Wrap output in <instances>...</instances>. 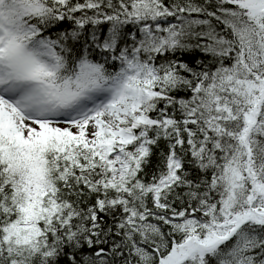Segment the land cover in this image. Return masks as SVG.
<instances>
[{
  "label": "snow or ice",
  "instance_id": "6c2138e0",
  "mask_svg": "<svg viewBox=\"0 0 264 264\" xmlns=\"http://www.w3.org/2000/svg\"><path fill=\"white\" fill-rule=\"evenodd\" d=\"M0 264H264V0H0Z\"/></svg>",
  "mask_w": 264,
  "mask_h": 264
}]
</instances>
